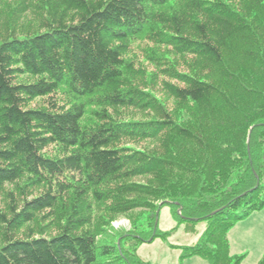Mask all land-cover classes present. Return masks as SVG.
<instances>
[{
	"label": "trees",
	"instance_id": "trees-1",
	"mask_svg": "<svg viewBox=\"0 0 264 264\" xmlns=\"http://www.w3.org/2000/svg\"><path fill=\"white\" fill-rule=\"evenodd\" d=\"M0 192V264H150L164 205L206 223L182 260L242 264L229 231L264 208V0H0Z\"/></svg>",
	"mask_w": 264,
	"mask_h": 264
},
{
	"label": "rangeland",
	"instance_id": "rangeland-1",
	"mask_svg": "<svg viewBox=\"0 0 264 264\" xmlns=\"http://www.w3.org/2000/svg\"><path fill=\"white\" fill-rule=\"evenodd\" d=\"M31 14L22 15V21L27 22V25L34 21ZM186 59L188 64L192 63L191 57ZM140 116L141 114H137L135 117L139 119ZM3 201L4 194L0 192V205ZM158 225L161 231L168 233L165 238L157 237L152 242L143 243L138 249L141 259L150 264H209L200 257L181 259L180 247L193 245L205 229V222H180L173 216L170 205H164L159 210ZM131 228L132 222L126 216L112 222L113 231ZM228 237L232 253L245 256L242 264H258L259 259L264 256V208L235 224Z\"/></svg>",
	"mask_w": 264,
	"mask_h": 264
},
{
	"label": "crops",
	"instance_id": "crops-1",
	"mask_svg": "<svg viewBox=\"0 0 264 264\" xmlns=\"http://www.w3.org/2000/svg\"><path fill=\"white\" fill-rule=\"evenodd\" d=\"M261 211V210H260ZM252 215V214H251ZM247 219V218H246ZM242 221H244V220H242ZM241 222V221H240ZM239 223V222H238ZM237 224V223H236ZM230 245H231V243H230ZM231 252H232V250H231ZM233 255H240V254H238V253H236V254H234V253H232ZM261 259V258H260ZM259 259V260H260ZM259 262V261H258Z\"/></svg>",
	"mask_w": 264,
	"mask_h": 264
}]
</instances>
